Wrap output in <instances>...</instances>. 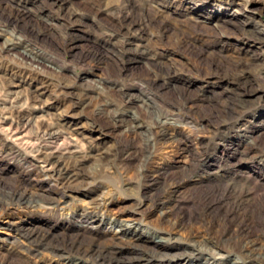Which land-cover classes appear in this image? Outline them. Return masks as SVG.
Wrapping results in <instances>:
<instances>
[{
	"label": "rangeland",
	"instance_id": "obj_1",
	"mask_svg": "<svg viewBox=\"0 0 264 264\" xmlns=\"http://www.w3.org/2000/svg\"><path fill=\"white\" fill-rule=\"evenodd\" d=\"M105 3L122 10L106 11ZM115 13L152 23L127 39L117 30ZM241 28H253L260 39L246 38ZM137 42L161 64L114 51L116 44L134 48ZM27 48L39 62L21 56ZM237 74L261 93L246 92L251 99L242 107L231 89L239 86ZM43 80L49 85L33 96ZM122 100L130 103L120 106ZM0 102L3 109L9 106L0 107V198L12 191L49 195L0 206L3 264H100L69 248L76 237L83 245L92 237L113 244L111 234L121 218L148 237L138 245L123 239L116 246L122 253L162 236L170 249L180 246L179 252L195 244L209 259H241L236 250L194 243L189 228L203 229L210 216L225 226L241 190L264 198V0H0ZM99 113L128 117L136 126L131 131L124 122L97 118ZM155 120L164 121L172 134L158 143L150 137ZM51 122L59 130L54 146L93 151L84 159L86 183L79 190L37 176L23 158L46 142L42 133ZM15 135H21L19 141ZM11 142L20 153L9 152ZM127 151L125 159L118 157ZM247 174L251 182L245 184ZM155 198L159 202L152 204ZM176 201L194 214L190 226H175L181 210L166 212ZM28 228L46 233L47 245L30 243L24 235ZM185 257L152 260L181 264Z\"/></svg>",
	"mask_w": 264,
	"mask_h": 264
},
{
	"label": "bare ground",
	"instance_id": "obj_2",
	"mask_svg": "<svg viewBox=\"0 0 264 264\" xmlns=\"http://www.w3.org/2000/svg\"><path fill=\"white\" fill-rule=\"evenodd\" d=\"M29 1L34 3V0H29ZM106 4L107 3H105L104 6H102L103 7L102 9H104L106 11H108V10L111 11V9L116 8V6L108 7ZM40 8L42 9V6H40ZM24 9L23 10L19 9L20 10L19 12H21L23 14L27 13V12H25ZM116 9L119 10L121 8L118 7ZM121 10H119V11H121ZM68 13H72V11H69ZM116 17L120 21V25L119 26L117 25V26L119 28L121 26L120 30L117 28L118 32H119V34L121 33L122 36H124L127 39H131L134 37L133 35H134V33H136L135 29H137L138 27L140 28V27H142V25L146 26V25H149L150 23H152L150 21L151 19L149 20L146 18L145 19L142 18L138 22H133L130 19L126 20L125 18L123 19L124 14H123V17L121 19L119 18V14H116ZM136 23L138 24V26H136L137 25ZM118 32H116V33H118ZM241 32L243 35H246V38L260 39V37H261L257 34V32L253 28H250V29L241 28ZM14 43H17V40L16 41L13 40L11 42L12 45H14ZM8 46L9 45H7V48H8ZM114 47H115L114 51L116 52V54H118L121 57H128V58L132 57L133 58L135 56H138V57L141 56V57H146V58H154V59H156V60H154L156 62L155 65L161 64L160 63L161 58L158 55H155V52L152 53L150 51V49L147 46H145L144 43H142V42L141 43L137 42V44L134 48L126 46L122 43H120L118 45L116 44V45H114ZM21 56L24 57L25 59L31 60L33 62H39L38 57H36V55H34L32 53L31 48H27L24 52H22ZM241 73H242V71H241ZM241 75L242 74H239L236 77V79L239 81L238 85L241 88H234V87H239V86H233L231 88L235 92L236 103L238 104L237 106H240V107L246 106L251 99L245 95L246 92L254 94L255 96L260 93V92L258 93V88H256V87L249 88V86L246 84L248 77L246 75L242 77ZM12 85H18V83H13ZM47 85H49V81L43 80V81H41L40 85L34 86L32 89L33 90V92H32L33 96H36L38 93L39 94L43 93L45 91ZM8 101L10 102V100H8ZM12 101H14V100H12ZM16 102H17V100H16ZM21 102H23V101H21ZM23 103H25V102H23ZM119 103H120V106L124 107L127 104H129L130 101L122 100ZM15 105L17 106V104H15ZM19 105L21 108L23 107V106H21L23 104H19ZM7 106L5 105V109H7L6 108ZM0 107H2V110H5V109H3L4 105L0 106ZM20 107L18 108L17 112L20 111V109H21ZM12 109H13V106H12ZM9 112H11L10 109H9ZM17 112H15V113H17ZM15 113L13 115H15ZM21 114L22 113L20 111L18 113V117L23 116ZM161 114H162V116L164 115L166 118V115H167L166 112L163 113V111H162ZM5 115L3 116L4 118L9 117V116H5ZM11 115H12V112H11ZM104 116L106 118H109L111 120L110 122H114V124H121L122 122L126 123L128 125V128L131 131H133L134 127L136 126L135 123H133L131 120L128 119V117H125V116H111L110 117L109 114L99 113L97 115V118H105ZM56 125H57L56 122H51L49 125H47L46 129L44 128L43 133H42V136L44 137V140L46 142H44V144L40 143L42 145H40L38 147L36 146V148H33V149L31 148L33 150V153L32 154L24 153L23 158L29 165H31V167H33V169H35L34 173H36L37 176L46 175L47 177L52 178L57 184L60 185V187L62 186L66 190H69V191L74 190V189L79 190L81 188V185L83 183H86V175H84L85 173L82 171V165H83L84 159L87 156L92 155L93 151H92V153H90V152L84 153L83 152L84 150H83L80 153V151H79L80 149L76 150L73 148L71 149L67 146H60L58 142H57V145H59V146H56V144L54 146L53 145L54 143L52 141L59 134V130H58ZM14 130H12L11 132H13ZM151 130H152L153 136L151 135L150 137H152V140L155 143L160 142L161 139H165V138L167 139L172 135L171 133H169L166 130L165 122L161 121V120L160 121L155 120L153 122V126H152ZM18 135H15L13 137L16 140H18L17 139ZM20 136H18V137H20ZM22 136L24 137V135H22ZM7 137H8V135H7ZM13 137H12V139H13ZM1 138H2V136H1ZM21 139H22L21 142L23 140H25L23 138H21ZM26 139H27V137H26ZM7 140H8V138H7ZM15 141H14V143H15ZM12 142L8 145L9 152H14V154L20 153V150H19L20 148ZM27 142H28V139H27ZM32 142H30V143H32ZM36 142H38V141H36ZM16 144H17V142H16ZM29 145H31V144H29ZM60 147H63L62 151H59ZM29 149L30 148H28L27 150L30 151ZM27 150H25V151L27 152ZM141 151H142V148H140L138 150V152H141ZM94 154H97V152H94ZM127 155H128V151H127V153L124 152L123 154H120V156H118V157H120V159H125V157H127ZM28 164H27V166H28ZM145 165H146V163H145ZM145 171L146 170H144V172ZM146 172H145V174L147 175L148 173H146ZM247 175H248V176H246L247 178L245 177V180L243 181L245 184L251 182L250 181V174H247ZM42 176H41V178H42ZM31 177H33V176H31ZM195 182L197 183V182H199V180L196 179ZM44 195L45 194H42V193H39V194L36 193V195L33 194L30 197L29 195H27L24 192L12 191L11 193H9L6 196V198H0V206L1 207H7L9 205H12V204H15L18 202L31 203L33 201H37V199L41 198ZM46 196L49 197V195H45V197ZM158 199L159 198H155L153 200L152 204L159 202ZM164 201H166V200L161 201V204H163ZM235 207H236L235 209L231 208L230 216H229V219H228L227 223L225 224V226H221L218 222L214 221L213 218L210 216V217H208L207 222H205V220L203 223L201 222L203 229H196V228L192 229V227H190L189 228V235L192 237L194 243L196 242V243L203 245V246L216 245V246H223V248H225L226 251L236 250V252H238V254L241 257L240 260L239 259L236 260L234 258L233 259H228V258H225V259H215V258L209 259L207 256L203 255V252L206 251L205 248L200 249V247H194L195 244H193L194 246L189 248V250H185V251L181 250V252H179L178 248H180V246L174 245L170 249L169 246L168 247L166 246L165 242L167 239L165 237H162V236L156 237L153 234H149V237L152 238L154 236L155 238L151 239V244H149V245L145 244L146 248H141L139 250H136L135 248L131 247L130 248L131 251L128 250L127 252L122 253L120 248L118 249L116 246L123 239H128V241H130V242H128V243H130V245H135V244L138 245V244H140L139 240H141L142 237L145 236V235L142 236L141 234H137L135 231H132L129 224L126 223V221H125L126 218H121L119 220L117 227L115 228V230L111 234V243H113L114 245L110 244L109 242L103 244V243H101L102 241L99 242L98 241L99 239H96L94 237H92L89 241H87L88 243L86 245H83L84 244V241L82 240L83 238H77L76 237V240L72 243V246L69 249L76 251V253L79 252L83 256L87 255V256L91 257L93 260H95L96 263H100V264H179L178 262H171V260L169 262L161 261L160 263H156L155 261L152 260L153 256H156V255L163 257L162 259H164L165 255H171V256L179 255V257L180 256H186L185 260L181 264H262V261H264V198L258 199V194H255L251 191L241 190V191H239L238 196L236 197ZM182 208H183L182 205H180V203L178 201H176L173 205L169 206V209L166 212H168V213L177 212L178 213L179 210H181L182 215L179 216V218L174 222L175 226H184V225L190 226L191 221L195 219V217H193L194 214L192 212L188 214L185 211H183ZM222 224H224V223H222ZM28 229H29V231H27L25 229L27 232L24 235H26L27 240L30 243L35 242L36 244L47 245V243L45 242V239H46L45 234L46 233L40 234V233H37L36 231H34L33 230L34 228L32 230H30V228H28ZM123 235L129 236V237L125 238V237H123ZM129 238H130V240H129ZM145 238H148V237L145 236ZM135 239H137V241H134ZM259 243H260V248L258 251V244ZM167 245H168V243H167ZM52 247H53L52 250L55 251V253L59 252L60 255L64 254V252L63 253H62V251L60 252L54 246H52ZM184 248H186V247H184ZM208 248H209V246H208ZM33 249H35V248H33ZM260 249L262 250L261 252H260ZM189 255H194V256L200 255L201 257L199 259H196V258L192 259L191 258L192 256L189 257ZM70 258H71L70 256H67L66 259L70 260ZM190 259H192V260H190ZM72 260H74V258ZM0 264H3L1 259H0Z\"/></svg>",
	"mask_w": 264,
	"mask_h": 264
}]
</instances>
